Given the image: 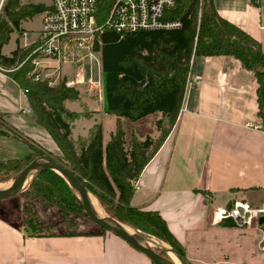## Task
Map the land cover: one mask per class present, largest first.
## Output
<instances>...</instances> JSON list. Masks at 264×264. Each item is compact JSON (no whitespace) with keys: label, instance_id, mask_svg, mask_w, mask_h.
<instances>
[{"label":"crops","instance_id":"0c3cea01","mask_svg":"<svg viewBox=\"0 0 264 264\" xmlns=\"http://www.w3.org/2000/svg\"><path fill=\"white\" fill-rule=\"evenodd\" d=\"M214 3L223 18L245 30L264 52V0ZM21 25L22 33L27 31L28 36L25 40L21 34L12 52L25 41L34 47L40 38L42 25L37 32ZM5 45L2 53L11 56ZM191 80L175 127L136 179L139 188L131 205L159 212L190 264H264V250L258 239L253 241L264 225L241 228L230 220L215 222L213 218L216 208L231 207L236 201L264 206V113H259L257 78L239 59L218 55L195 57ZM102 100L105 106L104 94ZM67 105L75 113L81 110L77 102ZM155 114L162 117L161 112ZM0 116L10 128H0V160L23 158L32 152L14 133L38 142L51 154L62 153L38 121L23 88L1 67ZM100 116L102 125L112 118L108 113V117ZM85 119H89V125L83 127L86 133L77 139L83 137L89 143L95 123H90L92 118ZM75 122H71L72 139ZM114 131L106 135L103 127L104 145ZM27 205L23 193L0 199V264H153L146 254L113 232L101 228L90 232L61 230L59 210H55L56 219L49 220L40 201L36 208L41 218L39 230L29 233Z\"/></svg>","mask_w":264,"mask_h":264},{"label":"trees","instance_id":"16d2710c","mask_svg":"<svg viewBox=\"0 0 264 264\" xmlns=\"http://www.w3.org/2000/svg\"><path fill=\"white\" fill-rule=\"evenodd\" d=\"M113 1L100 0L97 9L100 21L108 15ZM6 5L8 9L4 8L0 14V67L23 89H28V99L38 121L56 141L66 162L56 159L79 177L108 213H114V210L122 222L167 242L184 258L183 246L160 213L131 205L135 192L133 181L175 127L195 57L225 55L239 59L245 68L255 73L259 113H264V52L261 44L223 18L217 12L214 0H178L177 5L166 13L167 18L182 22L178 29L137 31L123 37L114 31H106L100 48L104 103L106 113L118 117L116 129L104 145L103 129L99 126L90 142L78 153L71 138V119L76 113L70 111L67 103L81 100L80 90L67 87L65 80L56 85H50L47 80H33L29 76L33 65L28 59L33 47L17 48L11 56L2 53L11 33L19 30L24 19L37 15L43 7L21 5L19 0H7ZM157 112L162 113V118L156 121L161 131L156 141H142L135 134L126 141L121 117L137 122ZM14 135L27 142L32 152L23 158L0 160V170L8 172L9 178H14L34 159L46 154L52 156L29 137ZM24 195L38 198L45 205H56L60 213L76 206L84 210L70 183L51 169L38 171ZM112 201H117L115 207H112Z\"/></svg>","mask_w":264,"mask_h":264},{"label":"built area","instance_id":"2783aa9c","mask_svg":"<svg viewBox=\"0 0 264 264\" xmlns=\"http://www.w3.org/2000/svg\"><path fill=\"white\" fill-rule=\"evenodd\" d=\"M7 0H0V14ZM100 0H19L21 5H40V38L29 54L33 70L29 76L56 85L65 80L67 87L82 91L104 92L101 46L103 35L111 30L121 37L137 31L178 29L182 22L169 19L166 13L178 0H114L108 15L98 19ZM27 38L28 32L22 33ZM35 43V42H34ZM33 43L24 42V48ZM191 74L187 89L192 85ZM28 98V89H23ZM261 125H255L260 128ZM135 189L139 188L134 180ZM215 222L230 220L234 225L259 229L264 225V206L253 207L247 201H236L231 207L214 210ZM264 242V241H263ZM264 250V245L262 246ZM20 264H27L21 262Z\"/></svg>","mask_w":264,"mask_h":264},{"label":"rangeland","instance_id":"374dc122","mask_svg":"<svg viewBox=\"0 0 264 264\" xmlns=\"http://www.w3.org/2000/svg\"><path fill=\"white\" fill-rule=\"evenodd\" d=\"M21 23H22L21 27L25 26L27 29H31V30L37 32V31H39V28L41 25L40 16L37 15V16H33L32 18L24 19ZM22 31H23V29L20 28L19 30L15 29L11 33L10 40L7 43V45H5V48H4L5 52L7 54L11 55L13 53L12 51H10V49H13L14 47L17 46L16 43L18 42L19 36L22 34ZM19 47H20V49H23L24 45H23V47L19 45ZM103 94H104V92H103ZM103 94L97 93L95 91H88L85 88H83L82 91L80 92L81 100H78L77 104L81 106V110H79L80 113L79 112L76 113L75 118L71 119L72 123L78 119L77 120L78 126H77V122H75V125H76L75 130H74L75 139L73 137L74 141H77L75 147L77 146L78 150L77 149L76 150L78 153H80L82 148L85 147L88 143L87 139H85L83 137H79L80 140L77 139L79 134H85L86 133L83 131L84 130L83 127H87L89 125V122H88L89 119H85V117L92 118V120L90 121L91 124L95 123L93 125V127H91V135L92 136L99 126H101L102 129L104 127V134L108 133L113 128L116 129V127H115L116 122L115 121H117L118 117L115 115L110 114V116L113 119L112 118L111 119L110 118L105 119V121L103 122V125H102V122H99L102 119L100 115L108 117L107 113L105 111V106L102 104V101H103L102 95ZM122 118L123 117L120 118V121H121V123H122V125L126 131V141L127 142H129L132 134H135L137 136V138L139 140H142V141L147 140V139H151L153 141H156L161 135V131L156 126V121L162 118L160 114H157V115L155 114V115L149 116V117L147 116L143 120L137 121V122H131L125 118L124 119H122ZM166 124H167V122H165V125ZM0 128L10 130V128L8 126H6L5 121L3 120V118L1 116H0ZM89 129L90 128L88 127V129H87L88 133L90 131ZM106 135H108V134H106ZM92 136H91V138H92ZM37 144H38V142H37ZM129 145L130 144H127V146H129ZM44 151H46V150H44ZM34 154H36V153H34ZM52 156L55 158L63 159V161L66 162V159H65V156L63 155V152L62 153L58 152L56 154L53 153ZM31 181L32 180L29 179L28 183L25 186V189L20 193L26 194L27 189L30 187ZM12 183H13V178H9V173L8 172L5 173V172L0 170V188H6V187L10 186ZM116 192H117V194L119 193V191L117 189H116ZM92 195H94V194L92 193ZM96 199H97V197H96ZM38 201H40V200L38 198L33 197V196H29V198H28L29 203L27 205V212H26L27 218L26 219L28 222L27 227H28L29 233H31V232L35 233L39 230L38 224H40L39 220L41 218L39 217L40 213L38 211H36ZM97 201L99 202L98 199H97ZM116 203H117V201H112L111 202L112 207H115ZM99 204H100L103 212L105 213V215L102 216L103 218H107L111 221L113 219H116V220H119L120 222H122L116 216L114 210H113L114 213H108L106 211V209L102 207L100 202H99ZM40 205L43 206L44 211L46 212V215H47L49 220H55L56 219L58 214H56L55 210H59V212L61 211L54 204L45 205L43 202L40 201ZM47 206H50L49 207L50 209L47 208ZM59 221H60L59 227L61 230H67V231L82 230V231H89L90 232V231H92V229L94 230L96 228H98V229L101 228L95 222H93L86 215L85 211L82 210L79 206L74 207L73 210H64L63 213H59ZM122 223L125 226L130 227L133 230L132 233H134V234L138 233V231L142 232V233H140L141 234L140 239H141L143 244H145L147 246H151L152 248L157 250L162 255L173 260L172 255H176V254L174 252H172L173 247L170 244L159 239L158 237L154 236L153 234L143 232V230L135 228V227H133V226H131L125 222H122ZM101 230H105V229L101 228ZM256 232L258 233V235L255 239L253 238V241L258 239L257 241H258L259 245L263 246L264 242L262 241V238H263L264 230H257ZM259 234H262L260 236L261 239L258 238ZM179 263L182 264L180 260H179Z\"/></svg>","mask_w":264,"mask_h":264},{"label":"water","instance_id":"95a60500","mask_svg":"<svg viewBox=\"0 0 264 264\" xmlns=\"http://www.w3.org/2000/svg\"><path fill=\"white\" fill-rule=\"evenodd\" d=\"M7 9L8 7L6 5L5 10ZM44 169H51L56 171L70 183L72 188L75 190L86 215L98 226L122 237L123 239L128 241L131 245H133L141 252L146 254L151 259L152 262L158 264H180L162 255L151 246H147L143 244L140 239L141 238L140 233L142 232L138 231V233L135 234L131 233L127 229V227L119 220L113 219L111 221L107 218H103L97 212L91 198L92 193L88 190V188L84 185V183L71 169H69L66 165H64L63 163H61L51 155L46 154L30 162L19 174H17L13 178V183L10 186L6 188H0V199H7L22 192L25 189V186L28 183L29 179L32 180V178L38 171ZM263 222H264V218H261V223ZM172 252L176 254V256L179 258L182 264H189L187 260H185V258L178 255L173 248H172Z\"/></svg>","mask_w":264,"mask_h":264},{"label":"bare ground","instance_id":"6f19581e","mask_svg":"<svg viewBox=\"0 0 264 264\" xmlns=\"http://www.w3.org/2000/svg\"><path fill=\"white\" fill-rule=\"evenodd\" d=\"M91 198H92L93 204H94V206H95L97 212H98L101 216H104L105 213L103 212V210H102V208H101L99 202L97 201L96 197H95L94 195H91ZM126 227H127V229H128L131 233L133 232V230H132L130 227H128V226H126ZM172 256H173V257H172L173 260H174L175 262L179 263V259H178V257H177L176 255H172Z\"/></svg>","mask_w":264,"mask_h":264}]
</instances>
